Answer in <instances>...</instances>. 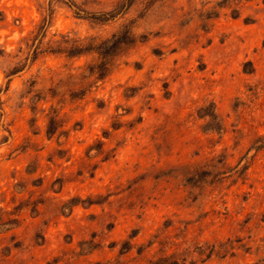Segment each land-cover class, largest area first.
<instances>
[{
    "label": "rangeland",
    "instance_id": "obj_1",
    "mask_svg": "<svg viewBox=\"0 0 264 264\" xmlns=\"http://www.w3.org/2000/svg\"><path fill=\"white\" fill-rule=\"evenodd\" d=\"M121 1L0 0V264H264V0Z\"/></svg>",
    "mask_w": 264,
    "mask_h": 264
},
{
    "label": "trees",
    "instance_id": "obj_2",
    "mask_svg": "<svg viewBox=\"0 0 264 264\" xmlns=\"http://www.w3.org/2000/svg\"><path fill=\"white\" fill-rule=\"evenodd\" d=\"M135 0H122L114 10H112L111 12H103V13H93V14H87L84 13L80 10H78L76 8V11L74 12V15L79 17V18H84L86 20H90L91 22L94 23H99V24H103L106 23L108 21L113 20L117 15L119 14H124V12H127L130 7L133 5ZM164 0H149L146 5L147 7L152 4V3H158V2H162ZM51 2L49 3V5L51 6ZM65 5H67L68 7H76L72 2L68 1L67 3H65ZM83 13V14H81ZM52 16V12L51 10H48V14H47V21H45L46 19L43 20V23L41 25V27L39 28L37 35L33 38V43L31 45V48L33 47L32 53H31V60L35 61L37 56L40 54L39 51V46L42 43V40L45 38L46 36V30L49 27V22ZM41 38V39H40ZM39 40V41H38ZM38 41L37 46L35 44V42ZM135 42V37L134 34L132 33V31L127 27L124 26L122 30L118 31L116 34L112 35L109 39H106L102 42H100L98 45L96 46H76V47H71L67 50H59V48L57 49H52L51 47L48 48L49 53H66L67 56H74L77 55L79 56L80 54H82L83 52H94L96 53L99 58L100 61L99 63L96 65V67L93 68V70H91V73H95L97 75L98 79H102L105 75V72L107 71V67H108V62L107 59L115 56L119 51H121L122 49H124L125 47L133 44ZM18 72L17 69H13L10 72V75H14ZM5 90H2L0 88V95L4 92ZM2 102H1V98H0V111L2 110ZM49 134H51L52 132H48ZM149 264H178L177 262H170L168 260H158V261H154V262H150Z\"/></svg>",
    "mask_w": 264,
    "mask_h": 264
}]
</instances>
